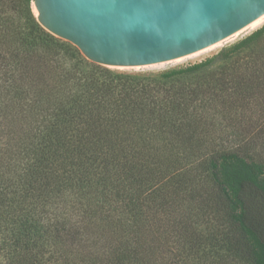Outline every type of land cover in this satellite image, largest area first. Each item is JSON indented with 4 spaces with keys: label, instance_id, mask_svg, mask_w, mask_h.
<instances>
[{
    "label": "trees",
    "instance_id": "trees-1",
    "mask_svg": "<svg viewBox=\"0 0 264 264\" xmlns=\"http://www.w3.org/2000/svg\"><path fill=\"white\" fill-rule=\"evenodd\" d=\"M33 1L0 0V264H264V140L255 157L217 127L264 101V25L129 74Z\"/></svg>",
    "mask_w": 264,
    "mask_h": 264
},
{
    "label": "water",
    "instance_id": "water-1",
    "mask_svg": "<svg viewBox=\"0 0 264 264\" xmlns=\"http://www.w3.org/2000/svg\"><path fill=\"white\" fill-rule=\"evenodd\" d=\"M36 17L88 60L151 73L200 61L264 15V0H34Z\"/></svg>",
    "mask_w": 264,
    "mask_h": 264
},
{
    "label": "rangeland",
    "instance_id": "rangeland-1",
    "mask_svg": "<svg viewBox=\"0 0 264 264\" xmlns=\"http://www.w3.org/2000/svg\"><path fill=\"white\" fill-rule=\"evenodd\" d=\"M263 25H264V19L254 26H247V28L243 29L237 35L231 37L229 40L224 42L222 45H220L218 48L213 50L211 53H209L207 56H205L198 62L204 61L207 58L212 57L213 55L221 51L224 47L233 45L237 41L251 34L253 31L261 28ZM198 62L190 60L189 62L185 63L179 68H184ZM164 71H168V70H164ZM164 71L151 72V73H131V72H123V73L158 74ZM246 110L248 111V114H246V116L241 119L240 122L242 124H240L237 121L236 124L230 122L229 124H223V126L222 124H219L217 127L219 131H221L220 135H222V138L226 140L228 143L241 141L244 137L246 139H252L253 141L247 146V150L250 152L254 149L252 151L253 153L252 155L255 157H259L260 154L263 153V149L261 148V141L264 140L263 137L264 136V101L261 102V98H257L256 100L254 99L252 103L248 105ZM223 127L226 129L225 131L222 129Z\"/></svg>",
    "mask_w": 264,
    "mask_h": 264
},
{
    "label": "bare ground",
    "instance_id": "bare-ground-1",
    "mask_svg": "<svg viewBox=\"0 0 264 264\" xmlns=\"http://www.w3.org/2000/svg\"><path fill=\"white\" fill-rule=\"evenodd\" d=\"M34 9H35V12H36L37 10H36V7H35V6H34ZM263 19H264V15L260 16L259 18H257L255 21H253V22H252L251 24H249L248 26H254V25L258 24V23H259L261 20H263ZM245 28H247V26H246ZM245 28H244V29H245ZM242 30H243V29H242ZM242 30H241V31H242ZM241 31H240V32H241ZM238 33H239V32H238ZM238 33H237V34H238ZM237 34H235V35H237ZM235 35H234V36H235Z\"/></svg>",
    "mask_w": 264,
    "mask_h": 264
}]
</instances>
